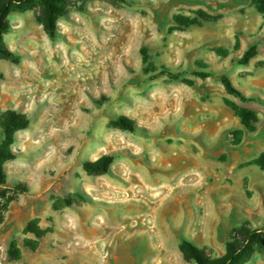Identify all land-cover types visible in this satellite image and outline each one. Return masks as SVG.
<instances>
[{"label":"rangeland","instance_id":"rangeland-1","mask_svg":"<svg viewBox=\"0 0 264 264\" xmlns=\"http://www.w3.org/2000/svg\"><path fill=\"white\" fill-rule=\"evenodd\" d=\"M202 11L219 20L175 21L202 23ZM39 15L11 14L4 39L19 62L0 61V117L29 121L5 164L8 187L28 191L0 225V264H194L183 240L220 258L235 229L264 230V15L253 0H82L54 39ZM222 76L253 101L228 95ZM229 103L257 114L255 132ZM123 117L134 132L111 125ZM103 156L109 173L89 176L84 165ZM32 221L49 231L40 241L24 232Z\"/></svg>","mask_w":264,"mask_h":264},{"label":"trees","instance_id":"trees-1","mask_svg":"<svg viewBox=\"0 0 264 264\" xmlns=\"http://www.w3.org/2000/svg\"><path fill=\"white\" fill-rule=\"evenodd\" d=\"M79 1L82 0H0V61H11L15 64L19 62L18 56L6 46L4 39L5 34L11 30L9 17L12 13L39 9V21L43 25L45 32L54 39L58 34V19L66 16L69 10L75 6V3ZM253 4L258 13L264 15V0H253ZM198 16H202V23L197 18L189 19L186 17H176L175 21L180 27L190 28L192 26H201L203 22L208 23L219 20V18L211 17L203 11ZM216 52L220 56H228L227 51L217 50ZM257 54V48L255 46L250 47L239 64L247 65ZM144 62L148 63L146 51H144ZM150 68L152 72L157 71L153 65H150ZM165 75L172 76L165 69H162L156 76ZM196 76L201 79H208L213 78L214 75L212 72L206 71L196 73ZM220 81L228 95L234 96L244 104L253 101L236 89L228 77L222 76ZM229 104L245 129L249 132H255L258 123L257 114L250 109L239 107L233 103ZM28 125L29 121L26 116L19 115L11 110L0 117V131L2 133L0 141V225L3 224L11 205L18 200L19 195H24L28 191L21 184L16 185L14 188H9L8 173L5 170V164L16 159V155L12 150L16 143V133L27 129ZM111 125L129 132H134L136 127L135 121L127 117L112 121ZM237 141L239 142V139ZM113 162V156H103L94 163H86L84 170L89 176H104L109 173ZM255 163L264 171V153ZM24 232L34 235L40 241L49 231L41 229L37 221H32L25 227ZM38 241L35 243L34 248L38 246ZM180 251L185 261L194 264H247L256 254H264V230L253 229L247 224L240 229H235L231 234L230 242L226 245V254L220 258H214L209 249H200L188 240L181 242ZM15 253L14 249H10L11 259H16Z\"/></svg>","mask_w":264,"mask_h":264},{"label":"bare ground","instance_id":"bare-ground-1","mask_svg":"<svg viewBox=\"0 0 264 264\" xmlns=\"http://www.w3.org/2000/svg\"><path fill=\"white\" fill-rule=\"evenodd\" d=\"M177 173L179 174V172H172V173H171V176L174 175V177H175V175H177ZM181 174H182L181 177H183L184 175L188 174V172H186V171H182ZM181 174H180V175H181ZM171 192H172V191H169V194H171ZM168 216H169L170 218H175V217H180V214H178V213L170 214V213H169ZM119 227H120V226H117V228H119ZM103 230H104V231H107V230L104 229V228H103ZM132 230H133V225H130V224H129V226H128L126 229H120V230H118V231H115V233L120 232V234H125V233H128V232H133Z\"/></svg>","mask_w":264,"mask_h":264}]
</instances>
